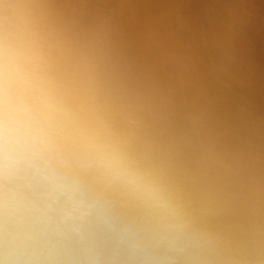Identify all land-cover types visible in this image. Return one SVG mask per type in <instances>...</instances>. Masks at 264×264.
<instances>
[{
    "label": "clouds",
    "instance_id": "clouds-1",
    "mask_svg": "<svg viewBox=\"0 0 264 264\" xmlns=\"http://www.w3.org/2000/svg\"><path fill=\"white\" fill-rule=\"evenodd\" d=\"M0 264H264V0H0Z\"/></svg>",
    "mask_w": 264,
    "mask_h": 264
}]
</instances>
